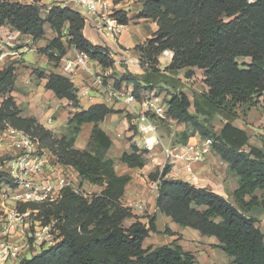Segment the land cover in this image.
<instances>
[{
    "label": "trees",
    "instance_id": "1",
    "mask_svg": "<svg viewBox=\"0 0 264 264\" xmlns=\"http://www.w3.org/2000/svg\"><path fill=\"white\" fill-rule=\"evenodd\" d=\"M42 9L36 4L0 0V25L7 24L37 41L45 34L44 25L49 24L56 36L39 52L53 64L73 46L87 52L102 67L113 66L111 49L93 44L84 36L85 22L78 11L53 5L42 15ZM113 16L120 24L129 22L122 10ZM136 18L152 19L158 25L152 37L135 47L140 65L147 72L158 73L159 55L170 50L172 58L164 70H184L185 77L190 78L195 73L193 69H200L207 88L194 100V112L189 110V97L175 91L166 101L168 118L159 119L148 113L151 120L158 126L165 120L190 126L192 132L181 133L182 144L195 133L210 138L212 151L238 176L233 204L212 190L168 177V163L157 167L148 174L152 181L159 179L157 209L181 226L215 236V246L233 257L234 264H264V233L257 226L256 217L247 214L252 209L264 211V148L249 145L247 132L232 123L238 105L264 93V0H143ZM239 57H249L251 61L240 64ZM38 75L46 78V89L57 98H66L76 109L67 122L68 134L56 137L35 117L21 115L10 94L16 78L12 64L0 68V131L12 127L30 135L41 148L56 155L60 163L71 166L82 180L103 188L84 195L67 186L53 203L21 205V211L36 209L42 223L54 221L53 227L60 236L54 246L42 249L23 264H196L195 256L175 241L143 247L150 232H158L154 215L146 224L136 219L123 225L125 219L134 217L120 201L131 177L116 173L113 159L107 156L112 140L98 126L107 115L122 111L102 103L79 109L77 88L68 77L42 71ZM121 82L131 83L139 100L143 89L152 86L142 84L140 77L129 72L115 80L114 85L119 87ZM217 113L224 121L215 131L207 116ZM126 116L131 119L128 113ZM85 123H93V127L86 148L78 149L74 146L75 137ZM130 149L123 151L119 160L130 168H142L148 150L135 143ZM2 176L0 173V181ZM257 191L262 192L256 194ZM165 233L173 234L168 228Z\"/></svg>",
    "mask_w": 264,
    "mask_h": 264
},
{
    "label": "crops",
    "instance_id": "2",
    "mask_svg": "<svg viewBox=\"0 0 264 264\" xmlns=\"http://www.w3.org/2000/svg\"><path fill=\"white\" fill-rule=\"evenodd\" d=\"M49 3V0H42V4L44 6L46 5V7L49 6ZM113 3L116 6V11L122 10L126 13L129 22L123 24L115 32L105 29L102 34L91 25L85 24L83 28L84 36L93 44L108 46L111 49L112 58L114 60L112 67L104 68L99 65L97 61L91 59L89 62L91 71L95 74L100 73L104 75L105 82L113 84L115 80H119L127 72L138 76L142 80V84L153 85V87L143 89V95L147 92L151 94L154 93V91L159 90L165 93L166 99L169 98L170 93L175 91H182L189 97L185 88L189 85L188 82L194 79H192V77H185L184 70H179L177 72H168L164 70L172 58V52L170 50H165L159 55L158 60L160 71L158 73H149L140 65V54L135 47L136 45L145 42L146 39L152 37L154 32L158 29L156 21L146 18H136L137 13L142 9L143 0H113ZM63 28V31L65 30L64 32L66 33L67 24ZM12 30L13 28L7 24L0 25V68L12 64L15 69L16 78L13 88L11 89V95L20 107L22 116L35 117L44 127L51 130L56 137H61L63 135L62 132L67 128L68 119L76 109L69 105L66 98H57L51 90L46 89V78L39 77L38 75L39 71H42L45 74L55 72L68 77L76 86L79 99V109H87L93 104L102 103L122 111L121 113L109 114L102 121L98 122V126L111 138V147L116 138L123 140L120 133L122 136L123 134H125V136H130V134H132V132L127 130V126L129 122L136 117V115L132 114L135 113V109H139L140 106L138 105L137 108L131 107V105L125 102L124 99L113 98L110 100L105 89L96 86L91 72H85L80 68L72 73L64 72L62 66L65 60L67 58H72L75 55V50L72 46L67 49V53L57 64L49 62L48 57L45 54H41L40 57H38L37 51L39 48L45 47L48 41L56 36V32L53 29L49 28L44 42L40 40L33 41L29 35L20 34L15 42L7 43L5 40L6 34ZM27 52L35 53L33 58L29 61L25 59V53ZM237 61L240 64H248L251 59L249 57H239ZM42 62L45 64L43 67L40 66ZM193 70L195 76L196 72H199V75L197 76H199L200 85L202 87L193 95V100L189 97L192 103L190 107H193L195 98L199 99L201 94L207 90L202 82V70L196 68ZM125 85L132 89L131 83H126ZM86 89L88 91H86ZM40 108H45L48 111H54V109L58 110L57 116L61 119L64 125L62 130H54L45 125L43 120H39L37 113ZM189 110L194 112V110H191L190 108ZM236 112L237 117L232 123L247 132L249 136V145L264 148V93L255 95L249 103L238 105L236 107ZM127 113L132 115L131 119L124 118L122 121L123 123L120 124L122 129H120L117 120H119V116H124ZM50 121L51 119L48 118L47 122ZM166 121L167 120H165V123ZM162 125L163 124H160L159 126L157 125L158 128L156 134L159 138V142L163 141V138L159 135L163 127ZM92 127L93 123H85L81 126L74 141V146L76 148H86ZM143 137L144 136L141 135V140L138 142L136 141V143V137L133 136L132 141L140 146ZM203 140L204 139L201 138L200 135L195 133L189 138L188 142H201ZM178 145H182V143L176 142L173 144H166L163 142V148L161 149L157 141L154 148L148 151L145 165L142 168H130L120 160V163L117 166L115 160H113L114 169L117 174H128L131 177L130 181L125 186L124 194L120 199L121 203L124 206H128L130 203L139 200L146 202V207L143 210L131 211L134 217L125 219L123 225L127 224L124 226H128L136 219L146 224L148 222L147 216L154 215L155 226L158 230V232L155 233L158 234L161 239H151L148 246L155 247L175 241L177 244L181 245L185 251H188L195 256L196 264L198 262L202 264H216L212 256H218L216 253L218 247L215 246L217 245V242L214 241L213 238L207 239L198 236L197 233H199V231L187 226L183 229H178L173 225L172 222L174 221L171 217L162 214L155 205L158 188L153 187V184L151 183L152 180L149 179L148 174L154 171L157 167L162 168L166 163L167 156L164 149L174 148ZM127 148L128 147H126V150L121 151L118 159L123 151H127ZM0 150H3V148L0 147ZM110 151L111 150L107 151V156L112 158ZM174 153L175 151H173V154ZM72 176L77 177L82 188V185L86 184L93 188L94 192L97 193L103 188L100 185L82 180L76 171L72 173ZM167 176L170 178L182 179L197 187L212 190L235 204L232 193L238 186V176L229 169L228 164L223 161L218 154L213 152L211 148L202 161L192 163V171L190 173H186L180 162L173 158V160L170 161V170ZM258 192L262 191H257L256 194H259ZM248 198V196L245 197V199ZM257 210L259 209H252L247 212V214L255 217L253 212ZM166 228H168L173 234H165ZM151 234H154V232H150L148 236ZM205 244H211L215 247L211 250L209 249V246H206Z\"/></svg>",
    "mask_w": 264,
    "mask_h": 264
},
{
    "label": "built area",
    "instance_id": "3",
    "mask_svg": "<svg viewBox=\"0 0 264 264\" xmlns=\"http://www.w3.org/2000/svg\"><path fill=\"white\" fill-rule=\"evenodd\" d=\"M10 3L36 4L41 7L42 0H3ZM51 4L45 7L47 11L53 5L69 7L78 11L84 18L85 24L91 25L99 33L104 30L117 31L123 24L113 16L116 6L113 0H49ZM20 33L13 29L6 34V42L13 43ZM75 55L67 58L62 66L66 73H72L80 68L92 74L96 86L104 88L108 98L124 99L135 109L136 117L133 123L138 132L143 135V146L151 150L157 144V124H154L148 113L159 119H167L166 107L159 102L154 93L142 95L139 100L133 90L122 82L119 87L113 83L105 82L104 75L91 71V60L87 52L74 47ZM86 91H88L86 89ZM85 91V92H86ZM212 140L206 138L201 142H188L174 148H166L165 164L177 159L186 173L192 171V163L202 161L210 150ZM0 264H23L26 259L32 258L42 249L54 246L60 236L55 230L54 221L42 223L37 218V210L19 207L28 203H53L61 196L64 187H71L76 192L83 193L72 184V173L75 170L68 165L60 163L51 151L41 148L30 135L7 127L0 131ZM173 151L175 153L173 154ZM14 152V154H11ZM6 154H9L7 156ZM164 164V165H165ZM163 165V166H164ZM178 176V175H175ZM159 179L152 181L157 188ZM127 207L131 211L143 210L146 202L139 200L130 203Z\"/></svg>",
    "mask_w": 264,
    "mask_h": 264
},
{
    "label": "rangeland",
    "instance_id": "4",
    "mask_svg": "<svg viewBox=\"0 0 264 264\" xmlns=\"http://www.w3.org/2000/svg\"><path fill=\"white\" fill-rule=\"evenodd\" d=\"M117 1V0H115ZM51 4V3H49ZM45 6H43L42 8V15L45 14ZM49 25L46 23L44 25V30H45V34L43 36V38L39 39L40 41H45L46 37H47V32L49 30ZM64 39V38H63ZM37 40V41H39ZM73 47V46H72ZM74 48V47H73ZM42 53L39 52V50L37 51V55L38 57H40ZM35 55V53H32V52H27L25 53V59L27 61H29L31 58H33V56ZM51 65V64H50ZM41 67L45 66V64L42 62L40 64ZM195 74V73H194ZM199 72H196V76L193 75L192 76V81H189V85L185 88V91L186 93L189 94V97L190 99L193 100V95L195 93H197L198 90H200V88L202 87L200 85V80H199ZM150 87H153L152 86H149ZM154 95L157 96L159 98V102L161 104L164 105V107H166V104H165V101L167 100L166 99V95L165 93L157 90V91H154ZM158 93V94H157ZM11 94V92H10ZM196 99V98H195ZM2 100V97L0 96V101ZM17 104V103H16ZM70 105V104H69ZM71 106V105H70ZM19 107V106H18ZM20 108V107H19ZM54 109V108H53ZM191 110H194V107H190ZM57 111L56 109L53 110H47L45 108H40L38 110V113H37V116H38V119L39 120H43L45 122V125H47L48 127L50 128H53L54 130H62V127L64 126L61 119L57 116ZM130 116L132 115H136V113H133L132 115L129 114ZM122 117V118H120ZM50 118L51 121L50 122H47V119ZM126 118V119H129L126 115L124 116H119V120H117V124L118 126L120 127V129H122L120 126L121 123H123V119ZM203 118V116H202ZM207 118L209 119V123L214 127L215 131H218L220 129V126L222 125L223 121H224V118L221 114H213V115H210V116H207ZM38 121V120H37ZM39 122V121H38ZM40 123V122H39ZM162 126V129H161V132H160V136L163 138V141H160L159 142V138L157 136V141L159 143V146L161 147V149L163 148L162 146V143L165 142L166 144H173V143H176V142H180L182 140L181 138V133L182 131L184 130H187L188 133L192 132V128L190 126H186V125H183L181 123H178L176 122L175 120H169V121H165L163 123ZM43 125V124H42ZM125 125V123H124ZM132 125V127L130 128V126ZM127 130L132 132V134H130V136H125V134H122L120 133V136L123 138V140H121L120 138H116L114 144L112 147H110L109 150L110 151V155L112 157L113 160H115V163L117 164V166L119 165V159H118V156L120 155L121 151L122 150H126V147L127 148V151H130V145L132 143H135L136 141H140L141 140V135L140 133L138 132L137 130V127L136 125L133 123V120H131L127 126ZM126 131V130H124ZM63 134H68V130L67 128L62 132ZM136 137V140L135 142L132 141V137ZM203 139H206V138H203ZM136 142V143H137ZM142 144H143V141H142ZM140 144V148L141 149H144L145 147ZM137 145V144H136ZM139 145V144H138ZM148 150V149H147ZM149 151V150H148ZM3 154V151L0 150V155ZM11 154H14V152H11ZM7 156H9V154H6ZM146 156H148V154H146ZM72 176V175H71ZM72 184L80 189L83 193H91V192H94L93 188H91L89 185H82L83 188L81 187V183L78 181L77 177L75 176H72ZM260 194V192H258ZM133 214V213H132ZM253 214L255 215L256 217V220H257V226L260 228V230L264 233V212H262L261 210H257V211H254ZM148 219H149V215L147 216ZM173 225H175L178 229H183L185 226H181L175 222H172ZM124 225H127V224H124ZM262 227V228H261ZM167 234V233H165ZM167 235H172V234H167ZM198 236H201V237H205L207 239H214V241H216L218 243V240L215 236H207V235H201L200 233H197ZM160 236L156 233L154 234H151L150 236H147L144 240H143V247L146 248L148 245H149V242H151V239H156V238H159ZM161 239V238H159ZM206 246H209V249H214L215 246L211 245V244H205ZM216 253L218 254V256H212L214 258V262H216V264H234L232 262L233 260V257L227 255L222 249L218 248ZM208 256V255H207ZM197 264H202L200 262H198Z\"/></svg>",
    "mask_w": 264,
    "mask_h": 264
}]
</instances>
